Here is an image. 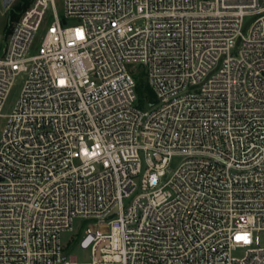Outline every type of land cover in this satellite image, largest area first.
<instances>
[{
    "label": "built area",
    "instance_id": "2783aa9c",
    "mask_svg": "<svg viewBox=\"0 0 264 264\" xmlns=\"http://www.w3.org/2000/svg\"><path fill=\"white\" fill-rule=\"evenodd\" d=\"M64 10L31 0L0 38V264H264V0ZM78 217L109 227L86 263Z\"/></svg>",
    "mask_w": 264,
    "mask_h": 264
},
{
    "label": "rangeland",
    "instance_id": "374dc122",
    "mask_svg": "<svg viewBox=\"0 0 264 264\" xmlns=\"http://www.w3.org/2000/svg\"><path fill=\"white\" fill-rule=\"evenodd\" d=\"M24 0H17L13 6L10 8H5L3 0H0V38L4 40V30L7 28L10 17H15L18 4L22 3ZM57 12L63 16L64 14V0H55ZM145 81L148 83L147 75L145 74ZM22 77H20L15 84L9 99L4 107V114H9L12 112V109L16 103V100L19 96L21 86H22ZM149 84V83H148ZM6 124V119L0 120V135L3 132V129ZM184 156L176 155L172 158L169 165V175H171L183 162ZM89 228H93L94 231L99 230L102 233L109 231V227L106 223L98 224L94 219H87L83 217L75 218L73 223V230L65 231L62 233V240L65 246H69L70 254L76 257L77 262L86 263L90 262L93 259V252L91 244H88V231ZM236 255H241L242 251H237Z\"/></svg>",
    "mask_w": 264,
    "mask_h": 264
},
{
    "label": "trees",
    "instance_id": "16d2710c",
    "mask_svg": "<svg viewBox=\"0 0 264 264\" xmlns=\"http://www.w3.org/2000/svg\"><path fill=\"white\" fill-rule=\"evenodd\" d=\"M31 0H24L22 3L18 4L17 9L18 11L24 10L29 4ZM136 81H137V93H138V100L139 104L142 107H147L152 105L155 102L154 93L148 83L145 81V72L144 69L139 67L136 71Z\"/></svg>",
    "mask_w": 264,
    "mask_h": 264
},
{
    "label": "water",
    "instance_id": "95a60500",
    "mask_svg": "<svg viewBox=\"0 0 264 264\" xmlns=\"http://www.w3.org/2000/svg\"><path fill=\"white\" fill-rule=\"evenodd\" d=\"M11 2H12V0H4V6L7 7ZM88 241H89V239H88Z\"/></svg>",
    "mask_w": 264,
    "mask_h": 264
}]
</instances>
